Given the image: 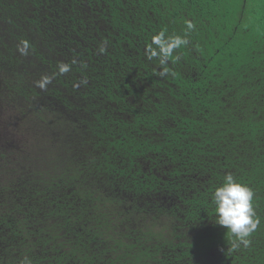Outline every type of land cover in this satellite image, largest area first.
I'll use <instances>...</instances> for the list:
<instances>
[{
	"label": "trees",
	"instance_id": "trees-1",
	"mask_svg": "<svg viewBox=\"0 0 264 264\" xmlns=\"http://www.w3.org/2000/svg\"><path fill=\"white\" fill-rule=\"evenodd\" d=\"M186 21L162 77L146 46ZM3 118L0 264H264V0H0ZM227 174L247 248L215 223Z\"/></svg>",
	"mask_w": 264,
	"mask_h": 264
},
{
	"label": "clouds",
	"instance_id": "clouds-1",
	"mask_svg": "<svg viewBox=\"0 0 264 264\" xmlns=\"http://www.w3.org/2000/svg\"><path fill=\"white\" fill-rule=\"evenodd\" d=\"M185 35H166L165 30H161L151 37L150 43L145 49L146 58L149 60L158 59L161 66L160 76L169 74L170 69L167 67L168 61L173 57V53L181 46H186L189 43L187 39L188 33L195 29V24L192 21H186ZM22 47H19L21 54L26 55L28 50V42L23 41ZM105 49L101 48L103 52ZM179 59L178 56L175 57ZM67 66H61L60 71L66 72ZM48 77L42 78L38 81V86L43 88L49 83ZM252 189L238 182L232 174H227L224 182L219 187L215 188L212 194V203L214 205L215 223L224 227L228 234L234 240L232 243V250H236L241 245L245 248L251 245V234L256 231L260 224L259 218L256 216L253 207ZM30 264V261H26Z\"/></svg>",
	"mask_w": 264,
	"mask_h": 264
},
{
	"label": "rangeland",
	"instance_id": "rangeland-1",
	"mask_svg": "<svg viewBox=\"0 0 264 264\" xmlns=\"http://www.w3.org/2000/svg\"><path fill=\"white\" fill-rule=\"evenodd\" d=\"M6 112H7V113L9 112L10 115H11L14 111H12V110H8V111H7V110H6ZM10 115H9V116H10ZM4 121H5L4 118L0 120V126H1L0 130H1L3 127H5V126H3V125H4Z\"/></svg>",
	"mask_w": 264,
	"mask_h": 264
}]
</instances>
